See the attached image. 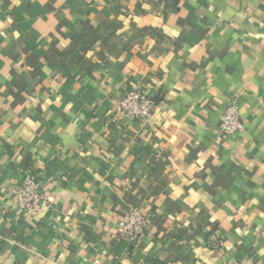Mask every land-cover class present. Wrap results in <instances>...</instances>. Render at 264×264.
Listing matches in <instances>:
<instances>
[{
	"label": "crops",
	"instance_id": "obj_1",
	"mask_svg": "<svg viewBox=\"0 0 264 264\" xmlns=\"http://www.w3.org/2000/svg\"><path fill=\"white\" fill-rule=\"evenodd\" d=\"M127 89L147 123L118 114ZM223 263L264 264V0H0V264Z\"/></svg>",
	"mask_w": 264,
	"mask_h": 264
},
{
	"label": "built area",
	"instance_id": "obj_2",
	"mask_svg": "<svg viewBox=\"0 0 264 264\" xmlns=\"http://www.w3.org/2000/svg\"><path fill=\"white\" fill-rule=\"evenodd\" d=\"M157 105V102L145 92L127 89L120 99L118 114L131 122L147 123L156 111ZM219 128L224 136H233L242 130L235 96L228 98L226 109L220 116ZM12 194L17 207L26 217L38 218L52 206L49 195L42 190L37 176L31 171H26L23 180ZM152 221L153 217L149 212L139 208L131 209L121 219L118 235L126 242L137 244L152 225Z\"/></svg>",
	"mask_w": 264,
	"mask_h": 264
}]
</instances>
